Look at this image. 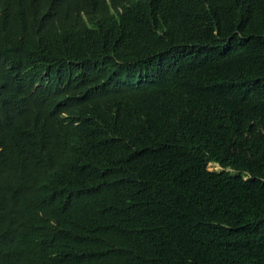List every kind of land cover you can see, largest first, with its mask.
<instances>
[{"label": "trees", "instance_id": "16d2710c", "mask_svg": "<svg viewBox=\"0 0 264 264\" xmlns=\"http://www.w3.org/2000/svg\"><path fill=\"white\" fill-rule=\"evenodd\" d=\"M0 264H264V0H0Z\"/></svg>", "mask_w": 264, "mask_h": 264}, {"label": "rangeland", "instance_id": "374dc122", "mask_svg": "<svg viewBox=\"0 0 264 264\" xmlns=\"http://www.w3.org/2000/svg\"><path fill=\"white\" fill-rule=\"evenodd\" d=\"M208 168H209L210 170H220V169H221L220 166L217 165V164H215V163H209V164H208Z\"/></svg>", "mask_w": 264, "mask_h": 264}]
</instances>
